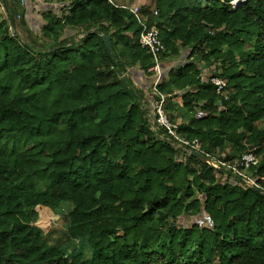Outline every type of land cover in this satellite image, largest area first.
Here are the masks:
<instances>
[{"label": "trees", "instance_id": "trees-1", "mask_svg": "<svg viewBox=\"0 0 264 264\" xmlns=\"http://www.w3.org/2000/svg\"><path fill=\"white\" fill-rule=\"evenodd\" d=\"M149 1L136 8L160 32V61L189 51L159 85L168 109L200 113L179 135L205 154L258 147L251 170L264 178V0ZM20 2L2 0L0 21V264H264V193L219 182L234 175L152 131L148 95L128 75L154 67L138 18L107 0H48L61 13H44L40 36L25 40L9 31L17 17L28 25ZM214 66L221 96L201 79ZM202 212L210 228L175 227ZM56 217L68 228L53 243L41 223ZM79 240L88 259L63 250Z\"/></svg>", "mask_w": 264, "mask_h": 264}, {"label": "rangeland", "instance_id": "rangeland-1", "mask_svg": "<svg viewBox=\"0 0 264 264\" xmlns=\"http://www.w3.org/2000/svg\"><path fill=\"white\" fill-rule=\"evenodd\" d=\"M48 0H26V4H22L20 2L21 8L26 10V17H27V22L28 25L27 27H22L20 25L19 19L17 17L15 25H16V33L19 37H21L22 39L25 40H29L31 35L33 37L39 35L41 33V28L44 25L43 22V14L47 13L48 11H53L55 14H60L62 11V7L60 6H47V4H49V2H47ZM118 4H124V0H115ZM131 0H128V2H130ZM3 4L1 3L0 0V21L5 19V12H3ZM64 11L66 9H63ZM66 12V11H65ZM28 28V30H27ZM70 34V33H69ZM68 34V35H69ZM80 39V37H79ZM189 62V51H182L178 56H169L167 55L166 57L163 58L162 60V67L163 69V77L159 83V85H161V83H163L164 80L168 79L169 75L171 73H175V70L179 67H183L185 64H187ZM215 66L212 67V69H208L205 68L204 71L206 72L207 75H210L211 72H213ZM130 71V73L128 75H132L133 79L135 81V85L140 89L146 92V95L148 100L150 101V106H149V110L150 112L148 113L147 117L149 119L150 123L154 122V114H153V107H154V86H153V78H154V73L150 72L151 70L148 71V73H144L143 70H141L139 67H134V68H129L128 69ZM202 76V75H201ZM157 89L159 90V86L157 87ZM164 94V93H163ZM165 95V94H164ZM166 96V95H165ZM154 100V101H153ZM166 108L168 109L169 105L166 104ZM166 109V110H167ZM167 113L169 115V117L175 121L174 123H176L177 125H182L183 123H187L188 119H190V117L193 114H196L198 117L200 116V113H198V111L194 110L193 112L187 111V110H179L178 106H175L172 109H168ZM263 126V125H262ZM157 127L153 126L152 127V131H156ZM245 144V143H244ZM258 149V147H250L249 145H247V148L245 150H241L240 147H228L226 149H217L215 150L213 153L214 156H217L219 154L225 153L226 157H225V163L227 165H230L232 167H235L237 164V161L239 160V158L246 153L247 151H256ZM258 158L260 159L261 157L258 156ZM261 161V159H260ZM191 168H193L195 171H197V173L202 177L203 181L207 182V178L204 177V173L202 171V167L194 162V163H190ZM220 168V165H217ZM244 174H247V172H243ZM247 175L252 176V173H248ZM254 178H256L254 176ZM219 182H227L228 185L230 186H237V187H243V183L240 181H237V179H235L234 177L230 178L227 175H225L223 178H219L218 179ZM262 182H264V179H261ZM191 200H185V203L188 204L190 203ZM72 208L71 204H63L56 212L57 213H63L66 211H69ZM200 224L202 225L203 228H210L211 224L209 223V219L208 217L202 212L199 216L196 217H188L186 215L181 216L177 222L175 223V227L176 228H182V227H186L188 226V224ZM52 226V231L53 236H52V241L54 243V241H58L62 240L65 235L67 234V228H68V224L65 221L64 218H50V219H44L42 220L41 226L43 227V231L46 233L48 231V226ZM263 244V241H259L258 246H261ZM63 250L68 253V254H72V255H78L81 254L82 256H84L85 259H88L90 257V247L87 244L86 240H79V241H73L67 245H65V247L63 248Z\"/></svg>", "mask_w": 264, "mask_h": 264}, {"label": "built area", "instance_id": "built-area-1", "mask_svg": "<svg viewBox=\"0 0 264 264\" xmlns=\"http://www.w3.org/2000/svg\"><path fill=\"white\" fill-rule=\"evenodd\" d=\"M239 0H235L230 3V6L233 9H237L241 4L245 2L238 3ZM110 4H113L116 7H122L124 9L129 10L130 13H132L134 16L138 18V8L136 7H126L124 5H118L115 0H107ZM2 3V0H1ZM22 4H26L25 0H21ZM3 4V3H2ZM60 6V5H58ZM62 7V6H60ZM3 12H5L4 6L2 7ZM157 15V13H155ZM7 13H5V19H7ZM139 24L142 28L140 37H139V45L143 49H147L150 54L152 55V58L154 60V67L151 69V72L154 73L153 78V86H154V96H155V102L153 107V114H154V120L157 124V128H161L165 131L167 136L174 140L175 142L180 143L181 145L188 147L190 152L196 151L207 158H209L211 161H213L216 165H220V168L223 170H229L232 175H234L235 179L237 181L242 182L245 186L253 187L256 190L261 191L264 193V182L259 179V177L254 178V175L252 173V168H257L260 165V159L258 156H256L254 151H247L244 153L239 160L237 161V164L235 167H232L230 165H227L225 161L226 154L222 153L217 156H214L213 154H205L200 147V143L198 140L189 141L182 136L179 135V127L177 124L171 121L167 110H166V97L159 92L157 87L159 86V83L163 77V67L162 62L160 61V54L165 51V46L163 42L160 39V32L156 26L148 27L145 23H143L139 18ZM9 31L12 36L16 35V28L13 25H9ZM81 36L80 38H82ZM202 83L210 81L215 87L216 92L218 95H224L226 82L223 81L220 78H211L209 79V75L206 74L205 71H203L202 76ZM153 100V101H154ZM252 173V176L249 177V175L244 174L243 172ZM264 179V178H262ZM243 185V186H244Z\"/></svg>", "mask_w": 264, "mask_h": 264}, {"label": "water", "instance_id": "water-1", "mask_svg": "<svg viewBox=\"0 0 264 264\" xmlns=\"http://www.w3.org/2000/svg\"><path fill=\"white\" fill-rule=\"evenodd\" d=\"M247 1V0H245ZM104 45L110 55V57L113 58V51H112V47H111V41L110 38L108 36H101ZM189 156L194 158L195 160L209 166L210 168L213 169H217V170H222L221 168H219L213 161H211L209 158H207L206 156H204L203 154L196 152V151H191L189 153Z\"/></svg>", "mask_w": 264, "mask_h": 264}, {"label": "crops", "instance_id": "crops-1", "mask_svg": "<svg viewBox=\"0 0 264 264\" xmlns=\"http://www.w3.org/2000/svg\"><path fill=\"white\" fill-rule=\"evenodd\" d=\"M149 2V0H131L130 2H128V0H124V5L127 7H138L144 4H149Z\"/></svg>", "mask_w": 264, "mask_h": 264}, {"label": "bare ground", "instance_id": "bare-ground-1", "mask_svg": "<svg viewBox=\"0 0 264 264\" xmlns=\"http://www.w3.org/2000/svg\"><path fill=\"white\" fill-rule=\"evenodd\" d=\"M241 2H243V0H239V1H238V3H241Z\"/></svg>", "mask_w": 264, "mask_h": 264}]
</instances>
